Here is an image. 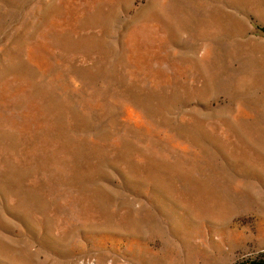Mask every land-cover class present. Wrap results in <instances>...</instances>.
<instances>
[{
  "label": "rangeland",
  "instance_id": "374dc122",
  "mask_svg": "<svg viewBox=\"0 0 264 264\" xmlns=\"http://www.w3.org/2000/svg\"><path fill=\"white\" fill-rule=\"evenodd\" d=\"M0 264H264V0H0Z\"/></svg>",
  "mask_w": 264,
  "mask_h": 264
}]
</instances>
